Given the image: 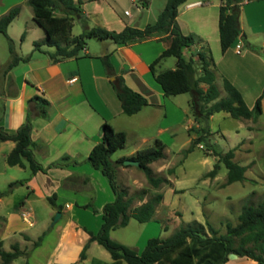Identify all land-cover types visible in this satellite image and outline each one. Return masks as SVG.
Returning <instances> with one entry per match:
<instances>
[{
	"label": "crops",
	"instance_id": "0c3cea01",
	"mask_svg": "<svg viewBox=\"0 0 264 264\" xmlns=\"http://www.w3.org/2000/svg\"><path fill=\"white\" fill-rule=\"evenodd\" d=\"M81 1L82 16L95 13L85 10V7L90 6L91 3L102 2L112 9L115 2V0ZM130 2L134 3L137 0H130ZM221 2L222 0H185L178 6L176 21L180 31L201 39L198 44L187 48L185 54H195L202 45H207L212 56L215 84L219 92L222 87L220 78H225L239 91L244 103L250 108L257 95H249V98L245 99L244 92L248 95L261 90L263 94L260 96V107L262 109L264 57L261 53L256 54L248 48L237 53L234 47L236 44L240 45L241 49L242 45L247 46L250 43L259 47L264 44V0H247L241 4L239 27L246 42L243 43L239 35L223 53L219 49L217 32L218 6ZM24 4L26 0H11L0 9V16L12 6L19 5V12L10 22L11 24L19 16L20 7ZM138 5L135 6V14L123 10L125 19H114L107 14L96 26L114 31H119L124 26L141 28L146 22L145 20L142 22L138 15L143 5L141 2ZM28 12L30 21L22 28L18 26L11 33H7L12 41L17 61L11 67H7L9 59L3 66L0 64V129L7 134H13L24 122L25 117L29 116L33 157L45 170L30 174L26 162L23 167L8 166L5 156L14 143L11 140L0 141V182L4 185L0 191H6L0 197L1 249L8 250L12 243H17L21 249L27 248L28 243L44 232L45 236L38 247L44 248L46 252L38 260L34 259L33 263L29 261L32 259L34 250L30 251L26 257L14 258L9 264L25 262L69 264L78 259L82 246L89 238V232L95 234L99 229L103 205L114 199L107 179L87 161L89 151L100 141V125L105 122L113 130L123 131L125 139L131 141L132 145L125 148V143L128 142L125 140L124 146L118 149L122 152L111 159L112 161L119 157H129L143 145L153 143L155 139L162 142L164 157L149 164L150 168L154 164L158 165L155 172L161 173L169 162L167 151L176 135V125H181L187 131V142H189L192 135L188 134V129L194 123L192 117L188 116L175 102V96L163 95L148 68V65L166 47V41L161 39L165 35H154L128 44L98 40L92 45L89 40L86 41L78 58L53 61L47 54L53 48L42 46L40 50H33V41L44 38V32L32 21L31 8ZM84 27L89 29L93 26L85 24ZM22 33L23 36L20 38ZM14 41L18 42L17 46L14 45ZM105 54L108 56L114 75H121L129 88L147 100L148 104L136 113L131 115L122 113L110 83L115 76H108L105 73L100 60V57ZM165 58L159 62L155 68L156 71L175 67L174 57H172L174 60L166 64L164 63L166 61L162 63ZM259 71L262 72L263 79L258 78L257 84H260V88H256L253 81L261 75H257ZM196 74H199L197 66ZM241 74L250 76V80L247 77H241ZM203 85V83L199 84L205 89L206 86L203 87ZM39 99L48 101L45 117L38 114ZM244 126L248 130L253 129L248 123ZM197 147L202 146L199 144ZM237 147L235 146L233 151H237ZM209 152L203 154L211 155ZM63 156H67L69 161H61V165H53ZM232 159H234V152ZM205 161V158L201 160L202 163ZM242 166L245 165L242 164ZM128 167L134 166L118 165L115 173L125 172ZM168 177H166L170 181L168 189L171 190L172 197L177 190ZM124 185L127 186L126 183ZM160 194L161 200L155 206L152 219L161 221V227L167 229L163 222L174 223V219L171 213L163 208L164 194ZM51 195H54L55 206H51L47 201V197ZM148 198L146 190L142 198L137 197L133 200L131 207L139 206ZM39 206L40 209L37 208ZM163 210L166 212L164 213ZM172 210L173 208L171 212ZM57 211L60 215L53 222L54 213ZM22 213L28 215L29 223L23 220ZM162 213L163 215L159 216ZM194 220L201 223L197 219ZM142 228L144 227L139 229L134 242L128 244L138 252L144 247L138 243ZM49 236L52 240L48 239ZM115 241L122 243L119 240ZM111 261L106 249L96 241H90L85 249L84 258L79 264H109ZM254 263V260L245 256L228 254L224 264ZM120 264L126 263L121 261Z\"/></svg>",
	"mask_w": 264,
	"mask_h": 264
},
{
	"label": "trees",
	"instance_id": "16d2710c",
	"mask_svg": "<svg viewBox=\"0 0 264 264\" xmlns=\"http://www.w3.org/2000/svg\"><path fill=\"white\" fill-rule=\"evenodd\" d=\"M142 5L146 0H139ZM185 0H166L162 10L157 14L152 23H146L143 27L124 26L119 31L108 30L104 27L93 26L84 29L77 35H71L70 29L74 18L81 16V0H26L32 12V21L44 32V38L33 41V50H40L42 46L53 48L47 52L53 61L78 58L85 46L86 40H108L115 44H128L154 35L166 41V47L148 65V68L156 83L159 84L163 95L175 96L188 92V101L191 117L194 125L188 129L191 134L189 145L183 154L192 150L201 141H206L209 134L206 124L208 118L215 112L223 111L232 118L255 120L260 114V97L256 98L252 107H247L239 91L225 78L221 79V86L225 92L222 97L215 84L213 60L207 45H202L195 54H185L187 48L201 42V39L193 34H183L176 21L177 8ZM242 0H222L218 6V42L220 52L223 53L240 35L245 43L244 35H241L239 27V10ZM57 11V13H54ZM19 12V5H14L0 16V32L9 42V62L11 67L17 61L13 52L12 41L6 35V28ZM23 33L20 38H22ZM248 49L260 52L264 57V44L257 50L253 45ZM175 58L173 69L156 71L155 64L164 57ZM105 73L115 76L108 61L107 54L100 57ZM198 65L199 74L196 75ZM115 95L120 103L122 113L131 115L148 104L145 97L133 91L125 83L121 75L110 81ZM203 83L205 89L199 86ZM40 100L38 114L46 116L48 101ZM196 124V126H195ZM30 118L25 117L24 122L13 134H7L0 129V141L11 140L14 143L12 149L6 154L5 162L8 166H24L26 162L30 174L36 171H44L45 168L38 164L32 153L30 140ZM100 141L96 143L87 155L90 165L100 171L107 179L114 194L111 202L102 207V222L95 234L89 232V238L84 243L78 259L69 264H79L84 258L85 249L90 241H96L108 251L111 257L109 264H224L228 254L245 256L256 264H264V192L261 199L255 204H243L237 215V222L225 223V231L219 233L209 222L204 224L195 220L179 225L169 236L165 238H148L140 252L109 237V231L124 226L129 218L143 223L152 219L155 206L161 200V194L156 193L139 206L131 207L135 198H142L146 189H141L136 194L128 195L127 190L115 183V168L122 165L125 159H133L138 162L137 168L144 174L150 187L156 189L161 184H169L165 177L155 175L149 164L164 157V145L155 139L151 146L141 148L129 157H119L112 161L110 155L122 148L125 143V133L115 131L107 123L100 125ZM206 151L216 159L212 168L204 173L203 177H214L218 170V162H222L225 169V181L223 185L235 181L244 180L245 166L233 161V150L224 153L215 151L205 142ZM61 161H69L63 156L53 165H61ZM167 174L173 173V167L166 170ZM6 191H0V197ZM54 195L47 197L51 206H55ZM41 233L30 242L29 247L21 249L17 243L9 245L8 250L0 248V264H9L18 256L26 257L29 252L40 245ZM1 244V242H0ZM24 264H28L25 262Z\"/></svg>",
	"mask_w": 264,
	"mask_h": 264
},
{
	"label": "rangeland",
	"instance_id": "374dc122",
	"mask_svg": "<svg viewBox=\"0 0 264 264\" xmlns=\"http://www.w3.org/2000/svg\"><path fill=\"white\" fill-rule=\"evenodd\" d=\"M9 1L11 0H0V9L4 7V4H8ZM146 1L147 4L143 5L142 9L139 7L141 12L138 15L140 16L142 22L145 20L146 23H152L155 20L158 11L163 6L164 0ZM139 2V0L134 3H131L130 0H115L112 9L107 7L102 2L91 3L90 6L85 7V10H89L90 13H95L87 16L81 15L78 19L74 18L70 29L71 35H77L82 32L85 29V24L89 26H96L98 23L103 21L104 16L107 14L111 15L114 19H125L126 17L123 14V10H127L130 14H135V6L138 5ZM29 9L30 7L27 4H24V6L20 7L19 16L14 20L13 23L7 26L6 35L7 33H11L15 27L19 26L22 28V26L30 21L28 15ZM89 40L92 45L98 41L95 38H89L86 41ZM14 45L17 46L18 42L14 41ZM251 45L256 47V50L259 47L255 44ZM244 49H247V47L242 45V49L240 48V51H243ZM258 53L260 52L256 51V54ZM9 58V42L7 38L0 32L1 66H3ZM162 59H160L159 62ZM171 60L174 59L172 57H166L162 63L166 61L164 62L166 64ZM159 62L155 64V68H157ZM195 66L198 67L197 64H195ZM261 73L262 72L259 71L257 75ZM242 75L243 74H241V77L243 78L247 77L246 75ZM261 77L262 74L256 77L257 80L254 79V87L256 86V88H260V84L258 85L257 82L258 78ZM221 79L222 78H220V80ZM247 79L250 80V76H248ZM262 79L263 78H261V80ZM217 81L219 80L217 79ZM203 87H205V85H203ZM220 89L221 91L219 94L223 97L225 92L222 87ZM244 94L245 99H248L249 95L252 96L256 94L258 98L263 93L261 90H259L257 93H248L247 95V93L244 92ZM189 99L190 95L188 92L177 94L174 97L175 102L184 109L188 116L191 117V112L188 105ZM243 123H248L249 127H253V129L248 130ZM206 124L209 130V134L205 139L206 141H201V148H198V145H196L190 152L186 154H183V151L189 145V142H187V131L181 125H176V135L174 137L173 143L169 146L167 151V159L169 162L166 168L163 170V172L157 173L155 172V169L158 167V165L154 164L151 166L152 172L155 175L165 178L169 176L168 178L172 180L173 186L177 190V193L172 194V197V192L168 189L170 181L169 184H161L158 188L154 189L150 187L144 174L136 166L128 167L125 172H118L117 174L115 173V183L119 187L125 188L128 195L134 193L136 194L141 189L147 190V197H150L157 192L163 193V208L171 213L170 215L174 219V223L170 221H167L166 223L163 222L167 228L163 229L161 227V221L159 220L150 219L146 222H143L142 224L131 218L128 224L109 231V237L112 238V240H119L122 242V244L128 246V244L134 242L137 233L140 231L139 229L144 227L142 228V234L138 242L143 247L148 238H163L168 236V234H171L179 225L191 222L194 219L199 220L202 224L207 221L215 229H217L219 233H223L225 231L226 222H230L231 224H235L237 222V215L243 204L255 205L261 199L264 192V103L260 114L255 120L232 118L229 116V114L220 111L213 113L211 117L208 118ZM127 141L128 140H126V142ZM130 142L131 141L125 143V148H128L132 145ZM205 142L209 143L215 151L220 153H224L227 150L239 145V147H237V151H233L234 159L232 160H235L239 165H245L246 170L244 171V180L223 185L225 181L226 169L222 162H218V170L214 177L203 178V172L209 171L215 162L213 156L203 154L207 153L206 147L204 145ZM149 144L143 145L142 148L152 145V143ZM120 152H122V150L114 151L110 155V159H114ZM204 158L206 161L202 163L201 160ZM171 167L174 169L175 177H173L174 174H167L166 172V170ZM125 183L127 186L124 185ZM3 186L4 185L0 182V188H3ZM37 208L40 209V206ZM172 208L173 210L171 212ZM165 210H163L164 213L166 212ZM159 213H161V211ZM161 215H163V213L159 216ZM44 236L45 234L43 232L41 241L43 240ZM49 238L50 236L48 239ZM50 240L52 239L50 238ZM29 245L30 243H28V246ZM1 246L2 245L0 244V248ZM34 250L35 252L32 255V259L29 260L30 262L32 261V263L34 259L38 260L42 254L46 252L44 248H39L38 246L33 248L31 251Z\"/></svg>",
	"mask_w": 264,
	"mask_h": 264
},
{
	"label": "water",
	"instance_id": "95a60500",
	"mask_svg": "<svg viewBox=\"0 0 264 264\" xmlns=\"http://www.w3.org/2000/svg\"><path fill=\"white\" fill-rule=\"evenodd\" d=\"M122 164L123 165L137 166L138 162L136 160H133V159H125L122 161ZM59 215H60V213L58 211L54 213L53 222H55L58 219Z\"/></svg>",
	"mask_w": 264,
	"mask_h": 264
},
{
	"label": "built area",
	"instance_id": "2783aa9c",
	"mask_svg": "<svg viewBox=\"0 0 264 264\" xmlns=\"http://www.w3.org/2000/svg\"><path fill=\"white\" fill-rule=\"evenodd\" d=\"M246 1H247V0H242V3H243V2H246ZM234 48H235V51H236L237 53H239V51H240V45L236 44ZM21 215H22V218H23L24 221H26V222L29 221L28 215H27L26 213H22ZM28 223H29V222H28ZM254 264H256V262H255Z\"/></svg>",
	"mask_w": 264,
	"mask_h": 264
}]
</instances>
